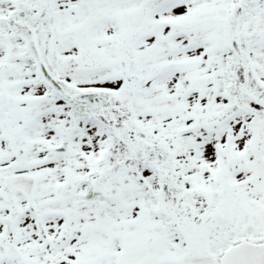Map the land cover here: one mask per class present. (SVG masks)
<instances>
[{"label": "snow or ice", "instance_id": "6c2138e0", "mask_svg": "<svg viewBox=\"0 0 264 264\" xmlns=\"http://www.w3.org/2000/svg\"><path fill=\"white\" fill-rule=\"evenodd\" d=\"M0 264H264V0H0Z\"/></svg>", "mask_w": 264, "mask_h": 264}]
</instances>
